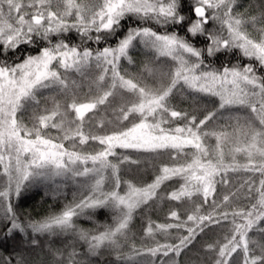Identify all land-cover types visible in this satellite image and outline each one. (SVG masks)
<instances>
[{
	"label": "snow or ice",
	"instance_id": "6c2138e0",
	"mask_svg": "<svg viewBox=\"0 0 264 264\" xmlns=\"http://www.w3.org/2000/svg\"><path fill=\"white\" fill-rule=\"evenodd\" d=\"M237 7L238 0H0L5 240L31 234L29 243L39 246L37 237H73L65 249L48 248L53 264H91L103 254L119 264H140L143 256L156 264L154 258L179 257L206 228L227 221L226 234L206 246L215 253L212 264H236L237 253L239 264H264V11ZM71 32L79 44L70 43ZM137 45L153 59L139 72L122 70L121 60L134 64ZM28 46L36 52L20 59ZM235 54L249 62L219 68L207 62ZM185 93L215 98L216 107L178 109L173 101ZM165 152L173 163L160 166L151 182L122 180V168L141 163L128 153ZM229 173L248 175L236 191L213 198L210 211L194 204L181 220L173 209L176 223L148 221L144 236L152 246L133 242L137 213L162 198L166 182L183 181L168 200L207 203L218 184H230ZM56 177L82 179V190L57 212L21 219L14 201L34 183ZM241 196L249 203L233 206ZM102 211L111 213V223H96ZM81 217L94 227H80ZM172 229L187 234L174 243L156 239ZM0 264L29 262L13 254Z\"/></svg>",
	"mask_w": 264,
	"mask_h": 264
},
{
	"label": "trees",
	"instance_id": "16d2710c",
	"mask_svg": "<svg viewBox=\"0 0 264 264\" xmlns=\"http://www.w3.org/2000/svg\"><path fill=\"white\" fill-rule=\"evenodd\" d=\"M237 11H246L254 15H259L261 11H264V0H238ZM209 27L211 28L214 26L210 24ZM181 34H184L183 30H181ZM67 35L70 37V43H80L79 37L75 32L68 33ZM110 43L114 44L115 41L112 40ZM196 43L197 46H201L203 41L199 40L196 41ZM85 46L95 48L102 47L103 44L96 45L93 42H88ZM36 50V48L28 46L27 48H23L21 52H18L17 55L20 57V59H22V52L35 53ZM130 54L133 57L134 64L129 65L127 61L121 60L122 70L127 69L129 72H139L144 62L153 59L152 54L147 52L140 45H137V48ZM237 59H240L242 64L249 62L246 59L240 58L238 54L227 57L224 55H218L214 58H207V62L219 68L223 64L234 63ZM15 60L16 57L13 56L11 57L10 62ZM72 78L78 79V77L75 75H73ZM44 94L49 95L47 91H45ZM173 103L178 109L183 108L190 112L195 108H201V110H203V108L206 107L207 109L211 110L216 107L215 98L203 96L193 97L187 95V93L178 96L177 99L173 101ZM196 114L198 116L201 115L200 112H197ZM211 123L212 122H209V126H211ZM92 147L94 148L96 145L93 144ZM128 154L133 155L134 159H140L141 163L138 166L131 165L126 169L122 168V180L133 179V182L138 184L151 182V180L157 174V169L160 166L173 163L170 154L167 152L160 155L146 153ZM247 175L248 174L245 173H229L228 178L230 180V184L227 186L218 184L215 197H210L207 203H204L202 198L197 197H193L192 200L183 201L168 200L166 198L167 193L177 189L180 184L183 183V181L179 178H174L173 180L166 182L161 188L162 198L155 203H152L150 207H145L137 213L133 223V242H135L138 246L142 242L145 246H152L151 239L144 236V229L147 226L149 220L156 223H176L175 220L169 217V212L173 209L179 211L181 220H185L186 216L193 210L194 204H202V211L206 213L211 210L210 204L213 198L219 201L223 195L232 191H236L240 182L247 179ZM254 179H258V177H254ZM82 182V179L74 180L70 177H56L50 181L36 182L22 193L19 200L14 201V207L20 214L21 219H41L50 212L59 211L64 203L70 201L73 195L78 194L82 190L80 188V184ZM2 184L3 177L0 176V185ZM123 188L124 185L122 183L121 189L123 190ZM247 203H249V201L241 196L239 199L233 201V206H243ZM94 220L98 224L111 223V213L106 211L99 212L94 217ZM77 222L82 228L92 229L94 227L93 222L89 221L86 217H81ZM228 226V222L223 221L219 226L213 225L210 228H206L205 231L200 233L196 237L195 241L187 249H185L179 257H174L172 254H170L169 257L158 256L154 258L156 264H161V261H163V264H173V261H175V264H212L215 253L208 251L206 246L219 241L221 237L226 234L225 229ZM186 234L187 233L184 230L178 231L176 229H172L170 230L169 234H158L156 239L161 243L166 241L174 243L175 237ZM250 235H253V233H250ZM30 238L31 234H29V236L14 234L13 238L5 240L3 235V225L0 224V257L21 254L26 257L29 264H53L52 257L48 252V248L51 247L53 249H65L70 243L75 242L71 236H58L51 238L37 237L40 240V245L32 246L29 243ZM256 238L261 239V237L258 235ZM84 248L85 245L82 243L77 244V251L83 252ZM240 259V253L235 254L233 257V260L236 262V264H239ZM152 260L153 258L148 256L139 258L140 264H152ZM91 264H119V262H117L113 256L103 254L98 259H92Z\"/></svg>",
	"mask_w": 264,
	"mask_h": 264
}]
</instances>
